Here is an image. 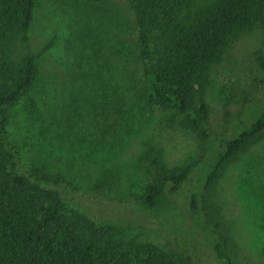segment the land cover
Returning a JSON list of instances; mask_svg holds the SVG:
<instances>
[{
    "label": "trees",
    "instance_id": "16d2710c",
    "mask_svg": "<svg viewBox=\"0 0 264 264\" xmlns=\"http://www.w3.org/2000/svg\"><path fill=\"white\" fill-rule=\"evenodd\" d=\"M67 1L76 13L84 8L81 14L92 8L102 13L123 3L132 16V42L121 38L119 19L110 22V32H118L115 60L99 66L98 75L91 74L93 88L101 89V103L111 108L114 118L128 125L141 119L143 108L156 105L177 115L199 143L201 152L176 167L165 164L159 148L145 144L138 157L145 182L140 192L126 191L118 202L149 218L148 210L162 198L181 200L180 191H185L182 217L203 248L197 256L176 240L173 249L139 241L132 228L145 226L104 222L96 208H117L105 202L113 198L99 185L81 191L44 166L24 167L8 127L18 103L45 84L42 56L55 41L38 50L32 47L29 33L38 0H0V264H254L257 251L251 240L240 242L238 222L224 209L217 187L228 166L264 136V107L218 147L197 192L184 186L214 141L206 95L212 71L237 37L255 25L264 29V0ZM253 59L264 72V51H255ZM228 117L225 112L224 119ZM114 134L113 140L123 137L118 129ZM106 145L114 153L117 141Z\"/></svg>",
    "mask_w": 264,
    "mask_h": 264
},
{
    "label": "rangeland",
    "instance_id": "374dc122",
    "mask_svg": "<svg viewBox=\"0 0 264 264\" xmlns=\"http://www.w3.org/2000/svg\"><path fill=\"white\" fill-rule=\"evenodd\" d=\"M69 3L38 0L29 33L32 47L38 50L51 39L55 42L42 56L45 84L23 98L12 112L9 138L20 149L22 164L26 168L44 166L81 191L99 185L113 198L105 202L117 208L116 212L96 208L104 222L145 226L132 228L131 235L169 249L175 248L177 241L198 256L203 247L197 245L189 222L182 217L185 191H180L181 200L178 196L162 198L148 210L149 218L118 202L126 191L140 192L145 182L146 175L138 163L145 144L159 148L165 164L176 167L201 152L198 140L177 115L156 105L143 108L141 119L128 125L114 118L111 108L101 103V89L93 88L91 74L98 75L99 66L115 60L118 32H110V22L119 19L124 26L121 38L127 44L132 42V16L123 3L102 13L92 8L82 14L84 8L76 13ZM255 51H264V29L259 25L237 37L212 71L206 95L214 141L184 186L190 193L202 185L218 147L244 130L264 107V72L255 65ZM106 95L110 97L109 92ZM225 112H229L226 120ZM117 129L123 134L119 141L113 140ZM110 140L117 141L114 153L106 145ZM217 191L226 212L238 222L240 242L251 240L257 251L254 264H264V136L228 166ZM98 213L96 216L101 217ZM156 215L160 217H152Z\"/></svg>",
    "mask_w": 264,
    "mask_h": 264
}]
</instances>
